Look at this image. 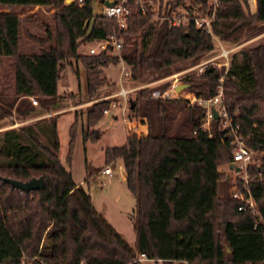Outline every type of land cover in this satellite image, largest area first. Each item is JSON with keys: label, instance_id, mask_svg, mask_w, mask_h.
Masks as SVG:
<instances>
[{"label": "trees", "instance_id": "1", "mask_svg": "<svg viewBox=\"0 0 264 264\" xmlns=\"http://www.w3.org/2000/svg\"><path fill=\"white\" fill-rule=\"evenodd\" d=\"M155 1L161 4V15L164 0ZM194 1L208 6V0ZM256 1L251 12L247 0H217L214 33L241 42L264 31V0ZM127 4L128 25L120 28L115 17L95 10L94 0H0V8H55L45 36L24 26L18 11L0 10V55L11 61L0 82V117L13 110L27 114L33 107L31 95L50 110L57 107L62 59L82 60L84 99L92 98L104 82L103 67L119 57L111 45L88 54L79 52V46L115 30L123 34L122 56L132 66V76L142 81L169 74L182 62L195 63L214 47L213 35L203 27L174 25L167 17L143 12L135 0ZM23 30L38 41L29 42L26 50ZM185 81L204 96L215 94L223 83V102L247 135L246 143L263 151L248 164L247 182L240 175L232 179L219 167L233 160L221 117L213 116L206 127L205 104L182 96L153 97L169 81L139 88L132 109L147 123V131H131L123 144L105 151L107 164L123 158L127 186L137 197L134 246L96 209L89 190L61 160L57 114L1 129L0 264H21L24 255L32 264H40V258L48 264H145L137 259L141 253L156 264H264V41L234 52L228 66L209 64L186 74ZM9 83L12 94L5 92ZM109 101L88 105L85 139ZM75 123L70 126L68 161ZM41 175L44 187L30 190L4 179ZM235 183L253 196L258 214L240 207L247 202L232 194Z\"/></svg>", "mask_w": 264, "mask_h": 264}, {"label": "rangeland", "instance_id": "2", "mask_svg": "<svg viewBox=\"0 0 264 264\" xmlns=\"http://www.w3.org/2000/svg\"><path fill=\"white\" fill-rule=\"evenodd\" d=\"M189 1V0H187ZM175 4V0H164V3ZM173 2V3H171ZM180 2H183L181 0ZM214 0H208V7H212ZM249 10L255 12L254 2L247 0ZM195 3H197L195 1ZM253 4V5H252ZM95 10L98 11L101 6L100 0H94ZM16 10L19 12L20 18L24 26L27 24L31 27L33 32L39 35H46V23L53 24L52 13L55 8L47 5H36L34 7L26 6L16 9L13 6L7 5L3 10ZM33 14L32 18L26 15ZM219 36L214 33V47L199 58L195 63L182 62V66L173 67V70L166 75L153 78L151 80L142 81L141 79L134 78L132 75L128 78L118 79V74L114 73L113 68L109 66L116 62H110L103 67L101 77L104 82L99 86L98 90L93 94L92 98L85 100L87 95V82L86 72L82 60L73 59L72 62L67 59L61 60L60 78H59V96L58 102L60 103L54 109H49L41 104L38 97L37 103L32 102V110L27 114H20L15 110L12 113L0 117V130L19 126L25 122H33L37 120L40 114H57L58 115V134L60 139V147L58 150L59 156L63 163L72 171L74 179L85 186L92 195V199L96 209L106 217V219L128 240L132 245L137 243V230L135 228V220L132 215L137 211V197L128 188L125 180V168L122 157H117L110 161L108 164L113 170V174L109 175L102 171V168L107 164L105 151L108 146L123 144L127 135L135 128L139 127V123L143 120L136 114L130 106V100H135L139 88L143 86H151L161 84L169 81L168 86L172 81L177 78L185 82V75L191 72L199 73L201 68H206L207 64L214 66H222L223 62L227 59L230 61L234 52L245 46H250L260 41H264V31L261 33L248 37L241 42H232L230 40L221 39V43L228 48H231L228 56L220 54L221 45ZM22 48L27 49L29 42L38 43L34 38L29 36L24 30L22 31ZM97 40H89L79 46V52L82 54L90 53L91 46H97ZM5 67H11V61L8 57L0 55V82L4 76ZM113 69V72H111ZM109 72H111L109 74ZM114 75L112 76V74ZM124 85L127 89L126 98L119 96L116 93ZM167 86V87H168ZM166 87V88H167ZM165 88V89H166ZM189 87L185 88V91ZM2 90L0 84V91ZM159 90V89H158ZM156 90V91H158ZM182 96L184 89L179 90ZM5 92L12 94L13 87L9 83L5 87ZM31 98V97H30ZM109 99L108 112L104 111V115L93 125L89 126L92 136L87 139L84 137V130L87 128V108L88 105L94 101L101 99ZM117 100V104L113 105L112 101ZM75 123V138L71 150V159L67 160V154L70 147V126ZM141 121V122H140ZM136 122V126L132 123ZM210 126V125H209ZM263 151H254V160L258 161V156H261ZM220 169L225 174L235 180L240 174L241 170L231 167L230 163H223ZM232 191V186L230 187ZM145 264H156L151 259H143ZM157 264H164L159 261ZM175 264H178L177 262Z\"/></svg>", "mask_w": 264, "mask_h": 264}, {"label": "built area", "instance_id": "3", "mask_svg": "<svg viewBox=\"0 0 264 264\" xmlns=\"http://www.w3.org/2000/svg\"><path fill=\"white\" fill-rule=\"evenodd\" d=\"M73 1V0H71ZM80 4H83L85 0H77ZM107 0H100L101 6L98 9V12L104 13L108 16L115 17L120 28L126 27L128 25V19L130 14V6L127 4V0H109L113 1V3H107ZM67 2V0H66ZM141 7L143 12L151 11L152 17H167L170 22L174 25L181 24H190L194 23L197 27H203L212 35L213 31V20L216 18V4L217 0L212 2V7L206 8L202 3H195L194 0H183V2L169 4L170 2H166L162 4L163 13L160 15V2L155 0H135ZM3 10V7L0 8ZM98 41L97 46L90 47V53L99 52L103 49H106L109 45L112 46V52L117 54L119 59L116 63H113L109 66V68H113L114 73L118 74V79L122 81V78H128L132 75V66L125 61L122 56V45H123V34L118 31H113L109 33L104 38L96 39ZM219 42L221 45V53L223 55L228 56L231 48L225 47L221 43V39L219 38ZM208 62V61H207ZM208 66L209 64H207ZM224 65H229V60L223 62ZM113 69L111 72H113ZM204 67L201 68L202 71ZM109 72V74L111 73ZM112 74V76L114 75ZM224 75L220 77V80L223 81ZM182 83V80L177 78L172 81V83L163 91H154L153 97L158 96H167V97H175V95H180V91L176 89L178 84ZM187 88V87H185ZM183 92V95L189 100L190 103L197 101L199 103H203L206 105V120L204 122V126L209 127L210 120L214 116L212 111L213 107H216L219 112V117L222 118V126L226 129V138L228 142L231 144L232 152H233V160L235 165H239L242 172L240 174L241 178H244L247 182L249 177L247 173V167L250 162L253 161L254 150L246 143L247 135L243 132L239 131L238 123H235L234 116L229 113L228 108L223 102V83H220L218 91L210 96H204L202 94H197L193 90H186ZM128 89L122 85V87L116 93L119 96H124L126 98ZM34 103L38 102V99L35 96H30ZM113 105L117 104V100L112 101ZM105 112L109 111V108H104ZM132 126H136V122L132 123ZM137 132H143L142 130H138L135 128ZM102 171L112 175L113 170L111 166L108 164L102 168ZM232 194L236 197H242L247 202L245 205H241V208H245L247 206L251 207L254 213L258 214L259 210L256 205V202L252 195L246 196L244 192L239 188L238 183H235L232 186ZM137 259H148L145 253H141L138 255ZM40 264H48L47 261L40 258ZM21 264H32L31 261H28V258L24 255Z\"/></svg>", "mask_w": 264, "mask_h": 264}, {"label": "water", "instance_id": "4", "mask_svg": "<svg viewBox=\"0 0 264 264\" xmlns=\"http://www.w3.org/2000/svg\"><path fill=\"white\" fill-rule=\"evenodd\" d=\"M70 1L71 0H67V2H70ZM106 2L107 3H113V1H109V0H107ZM190 84H191L190 82H186V81L182 82L176 86V89L181 90L182 88L189 87ZM130 106L131 107L135 106V101L133 99L130 100ZM212 111H213L215 117L219 116V112H218V109L216 107H213ZM230 166L235 167L237 170L240 169V166L235 165L234 162H231ZM4 179L11 182L14 186L20 187L21 189H24V190H30L33 188H41V187H44V185H45L43 175L38 176V177L34 176V177H31L27 180L13 178V177H9V176H4Z\"/></svg>", "mask_w": 264, "mask_h": 264}, {"label": "crops", "instance_id": "5", "mask_svg": "<svg viewBox=\"0 0 264 264\" xmlns=\"http://www.w3.org/2000/svg\"><path fill=\"white\" fill-rule=\"evenodd\" d=\"M254 6H255V9H257V1L256 0H254ZM45 116H48V114H40V115H38L37 119L45 117ZM137 128H138V130H142L143 132H146L147 131V123L142 121L141 123H139V127H137ZM124 176H126V171H125Z\"/></svg>", "mask_w": 264, "mask_h": 264}, {"label": "bare ground", "instance_id": "6", "mask_svg": "<svg viewBox=\"0 0 264 264\" xmlns=\"http://www.w3.org/2000/svg\"><path fill=\"white\" fill-rule=\"evenodd\" d=\"M252 2H254V0H252Z\"/></svg>", "mask_w": 264, "mask_h": 264}]
</instances>
